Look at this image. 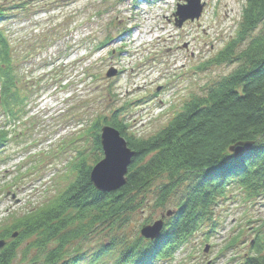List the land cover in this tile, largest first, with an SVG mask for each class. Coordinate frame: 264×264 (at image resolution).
<instances>
[{
  "label": "rangeland",
  "instance_id": "1",
  "mask_svg": "<svg viewBox=\"0 0 264 264\" xmlns=\"http://www.w3.org/2000/svg\"><path fill=\"white\" fill-rule=\"evenodd\" d=\"M184 1L0 0V29L13 65L35 85L23 116L11 124L12 138L0 146V235L6 234V244L22 228L15 223L53 206L80 171L99 160L102 125L117 120L126 135L151 137L232 73L250 37L264 32L263 18L226 61L217 62L238 35L245 0H202L200 17L176 27L173 13ZM98 42L102 46L94 47ZM110 67L118 72L107 77ZM5 119L0 112V128L9 123ZM167 181L162 173L149 189L125 196L129 208L116 219L100 211H65L66 228L42 247L32 246L40 233L22 238L9 264H46L50 252L59 255L53 264H136L131 251H145L149 242L140 235L142 225L161 215L167 223L185 195L188 183L156 203L157 187ZM202 217L172 257L137 264H242L256 253L255 241L264 253V192L231 183ZM69 231L74 238L60 242Z\"/></svg>",
  "mask_w": 264,
  "mask_h": 264
},
{
  "label": "trees",
  "instance_id": "2",
  "mask_svg": "<svg viewBox=\"0 0 264 264\" xmlns=\"http://www.w3.org/2000/svg\"><path fill=\"white\" fill-rule=\"evenodd\" d=\"M244 3L238 35L216 58L217 62L226 61L233 47L264 18V0ZM4 12L0 9V20ZM101 42L94 47H101ZM236 60H240V65L207 88L205 97L188 101L164 128L147 139L126 135L125 127L117 120L106 122L135 151L126 183L115 191L101 192L90 181L91 168H83L58 202L48 209L27 213L15 223L14 227L22 228L0 250V264L11 262L18 241L24 237L40 233L42 239H37L32 246L42 247L57 236L67 226L60 215L70 209L76 213L100 211L107 213L109 219H116L129 208L123 198L149 189L162 173L168 175L169 181L157 187L156 203L162 204L182 184L188 183L187 189L175 205L176 211L167 223L163 222L159 236L144 244L145 251L140 248L131 251L136 264L151 257H172V251L195 232L199 220L209 213L231 183L252 192H264V32L250 37ZM14 63L9 41L0 29V112L7 118L5 122H9L0 128V146L12 138L11 124L23 116L24 101L30 92H35V85L24 81ZM241 143H251V146L240 156L229 151ZM96 144L101 152L97 158L100 160L99 135ZM72 234V231L64 232L58 240L68 241L74 238ZM4 236L1 234L0 238ZM252 245L256 253L245 255L242 264H264L260 242ZM58 256V252L47 253L44 263L53 264Z\"/></svg>",
  "mask_w": 264,
  "mask_h": 264
},
{
  "label": "water",
  "instance_id": "3",
  "mask_svg": "<svg viewBox=\"0 0 264 264\" xmlns=\"http://www.w3.org/2000/svg\"><path fill=\"white\" fill-rule=\"evenodd\" d=\"M185 2V1H184ZM205 3L202 0H191L190 3L177 4L176 10L173 13L176 27H179L186 20H194L200 17ZM117 74V69L110 67L106 72L107 77H112ZM99 142L102 150V158L97 161L89 172V178L93 186L101 192H111L119 189L126 183V174L128 167L132 161L135 151L128 145L123 136L117 129L109 124L102 125L100 128ZM251 143H241L230 147L231 152L236 156L239 147L250 148ZM167 214H171L168 212ZM163 215L160 219L152 224L144 225L140 229V234L145 239L153 240L160 234L163 226ZM17 232L11 234L15 237ZM5 245V240L0 239V249ZM208 250V245L204 251Z\"/></svg>",
  "mask_w": 264,
  "mask_h": 264
},
{
  "label": "snow or ice",
  "instance_id": "4",
  "mask_svg": "<svg viewBox=\"0 0 264 264\" xmlns=\"http://www.w3.org/2000/svg\"><path fill=\"white\" fill-rule=\"evenodd\" d=\"M185 2L190 3L191 0H185ZM247 150H248V149H247V147L245 146V147H239L236 151H237L238 155H240V154L246 152Z\"/></svg>",
  "mask_w": 264,
  "mask_h": 264
},
{
  "label": "bare ground",
  "instance_id": "5",
  "mask_svg": "<svg viewBox=\"0 0 264 264\" xmlns=\"http://www.w3.org/2000/svg\"><path fill=\"white\" fill-rule=\"evenodd\" d=\"M162 35V34H161ZM156 36H158V35H156Z\"/></svg>",
  "mask_w": 264,
  "mask_h": 264
}]
</instances>
